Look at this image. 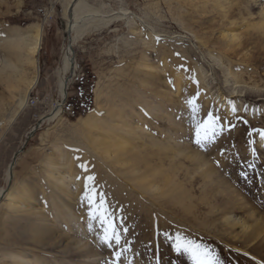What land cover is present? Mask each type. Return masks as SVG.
<instances>
[{"label": "rangeland", "instance_id": "obj_1", "mask_svg": "<svg viewBox=\"0 0 264 264\" xmlns=\"http://www.w3.org/2000/svg\"><path fill=\"white\" fill-rule=\"evenodd\" d=\"M67 1L0 0V30L43 31L39 78L15 117L24 86L2 69L6 59L21 63L0 34V144L10 139L12 158L24 147L11 192L32 189L24 209L0 203V264H193L175 250L178 236L218 264H264V33L254 31L264 0H84L108 22L77 39L79 70L60 116L42 120L65 98ZM91 112L124 128L129 164L90 148L78 123ZM59 142L50 180L44 165ZM4 181L3 190L7 172ZM101 197L119 244L103 240Z\"/></svg>", "mask_w": 264, "mask_h": 264}, {"label": "bare ground", "instance_id": "obj_2", "mask_svg": "<svg viewBox=\"0 0 264 264\" xmlns=\"http://www.w3.org/2000/svg\"><path fill=\"white\" fill-rule=\"evenodd\" d=\"M72 1L73 0H68L64 7V15H65L64 18L66 20V31L67 32L71 31L72 34H71L70 39L69 37L67 38V43L64 46L63 54L61 57V64L58 69L59 94L61 98L63 97L65 98H63L62 100L63 103H60L57 106L53 107L52 113H50L48 116L43 117L42 120L46 118L53 119V118H56L57 116H60L61 107L63 106V104L65 103L67 99L65 90H67L71 82V79L77 76V73L79 70L77 62H76V58H75V50L72 51L73 50L72 48H74V45L77 39L81 38L86 30L93 28L95 26L94 24V26L92 27V23L104 24L108 22L107 18L109 15L102 16L101 13L96 14L97 12L95 10L94 11L91 10L88 4H86L84 0H78V3L73 10L72 18H70L69 13H68V8L70 7ZM214 2L217 6L221 5V0H214ZM122 14L126 15L127 13H122ZM103 15H107V14H103ZM259 24L254 27L255 28L254 31L258 33H264V22L259 23ZM0 31H1L0 32L1 37L4 39L2 40V43L5 44V47L3 45L4 49L7 50L6 47H8V49L11 48L13 51H15L18 57V60L21 63L20 65L17 66L16 64L17 62H14L13 64L11 61H8V59H6L3 62L4 67L2 69V72L4 73L3 80L7 81L8 84H14V85L20 86V83H22L24 86L25 98H23V100L21 99V101L19 102V106H18L19 108L16 110L13 116L15 117L18 114V112L22 108H24L26 104V97H28V94L31 92L33 87L36 85L38 78H39L38 55H39V52L42 46L43 31L40 25H34L28 29L1 28ZM223 38L229 40L231 43L237 40L235 34L231 35V34L224 33ZM73 56L75 58V65L72 64ZM164 62H165L164 64H167L166 60ZM9 69L10 71L13 72L12 74L6 72V70H9ZM25 71L30 72L29 74L30 76L28 75L26 76ZM69 76H71L70 79H68ZM180 82H181V75L178 77V89L180 86ZM13 117L10 118L9 121H12ZM117 123L118 122H115V124H112V125H104L103 120L98 115H96V113L91 112L79 121L78 129L84 135L87 136L89 146L95 153H98L100 156H103L107 160L109 159L110 162L112 163L114 162L118 166L119 165L123 166L125 165V163L129 164V162L126 160H124L125 161L124 162L123 159H121V156L124 155V153L126 154L127 151L130 150L129 148H132L131 147L132 144H130L131 142L128 140V138H126V136L118 135V128H120L121 126L119 125V123L118 124ZM6 124H7L6 122L0 121V132L3 126ZM36 126H38V124ZM0 141H1V138H0ZM61 148L63 147H61L60 142L57 143L56 148L54 149L55 156L46 158L47 159L45 162L46 165H44V167L47 170L46 172H48V175L46 177H49L50 180L55 179V176L53 174L54 167H55L56 161L57 160L59 161V155L62 152ZM69 160L71 161L70 162L71 167L69 169V172H72L74 165H75L74 157L73 158L71 157V159ZM52 168L53 170L51 171L50 169ZM9 176H10V173L8 170L7 180ZM3 191H4L3 188H0V197L2 196ZM31 191L32 189L29 190L27 186H21L18 191V194H17V189H15L13 192H11L10 190L4 197L7 200L8 206L11 207L12 209H15V210L21 209V208L24 209L26 208L25 199L30 200L29 195L31 194ZM230 219L231 218L228 216L225 218V221L230 226L233 227L236 224H238L235 220L232 221ZM242 228L244 230H249L251 226L246 225L245 222H243ZM263 232L264 231L261 230L257 232V235L260 236Z\"/></svg>", "mask_w": 264, "mask_h": 264}, {"label": "snow or ice", "instance_id": "obj_3", "mask_svg": "<svg viewBox=\"0 0 264 264\" xmlns=\"http://www.w3.org/2000/svg\"><path fill=\"white\" fill-rule=\"evenodd\" d=\"M189 103H192L191 101ZM195 111V108L193 109ZM214 120L213 117L209 116V123H211ZM207 127V126H206ZM264 135V133H262ZM204 139H207V135L205 134ZM197 144H201V133L199 130H197ZM88 180H94V177H87ZM89 202L93 203V197L88 196ZM105 201L104 198H100L99 206L97 208V213L99 214V219L104 227L105 235L103 237V240L105 243H108L109 246H111V241H115L116 244L120 243V235L119 232L114 224V221L112 220L111 215L108 213L107 208L105 207ZM103 209V211H100ZM95 218V216H94ZM110 233V234H109ZM177 243L175 246V250L177 252H186L190 255L193 264H218L217 261L208 259V252L206 250H201L200 245L194 244L192 241H181V238L178 236ZM119 255V253L117 254Z\"/></svg>", "mask_w": 264, "mask_h": 264}, {"label": "crops", "instance_id": "obj_4", "mask_svg": "<svg viewBox=\"0 0 264 264\" xmlns=\"http://www.w3.org/2000/svg\"><path fill=\"white\" fill-rule=\"evenodd\" d=\"M14 147L9 140L5 139L0 144V188L4 186V180L6 179V172L9 170V167L13 161ZM17 163V162H16ZM15 168V167H14Z\"/></svg>", "mask_w": 264, "mask_h": 264}, {"label": "water", "instance_id": "obj_5", "mask_svg": "<svg viewBox=\"0 0 264 264\" xmlns=\"http://www.w3.org/2000/svg\"><path fill=\"white\" fill-rule=\"evenodd\" d=\"M77 3H78V0H73L72 3H71V5H70V7H69V11H68V13H69V17H70V18H72L73 10H74V8L76 7ZM67 33H68V37H69V39H70V38H71V31H68ZM72 49H73L72 51H74V48H72ZM72 64L75 65V58H74V56H73V58H72ZM70 78H71V76L68 77V79H70ZM68 79H67V81H68ZM65 93H66V95H67V90H65ZM40 125H41V122L39 121V122H38V126L35 127V130L38 129ZM35 130H34V131H35ZM23 148H24V147H23ZM23 148H22V150H23ZM22 150H20V151H18L17 153H15L14 158H13V161H12L10 167H9V173H10V176H9V179H8V185H7V187L4 189V191H3V193H2V196L0 197V203H1V202L3 201V199L5 198L4 196H5V195L10 191V189H11L12 182H13V178H14L13 169H14V167H15V164H16L17 158H18V156H19V153L22 152Z\"/></svg>", "mask_w": 264, "mask_h": 264}]
</instances>
